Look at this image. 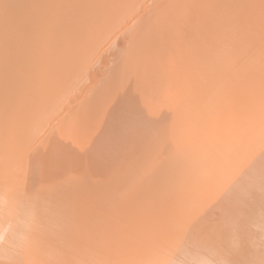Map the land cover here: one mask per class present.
Listing matches in <instances>:
<instances>
[{
  "label": "bare ground",
  "instance_id": "obj_1",
  "mask_svg": "<svg viewBox=\"0 0 264 264\" xmlns=\"http://www.w3.org/2000/svg\"><path fill=\"white\" fill-rule=\"evenodd\" d=\"M0 264H264V0H0Z\"/></svg>",
  "mask_w": 264,
  "mask_h": 264
}]
</instances>
